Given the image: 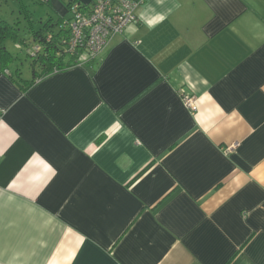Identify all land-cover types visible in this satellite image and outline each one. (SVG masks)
Returning a JSON list of instances; mask_svg holds the SVG:
<instances>
[{"label": "crops", "instance_id": "1", "mask_svg": "<svg viewBox=\"0 0 264 264\" xmlns=\"http://www.w3.org/2000/svg\"><path fill=\"white\" fill-rule=\"evenodd\" d=\"M134 1L98 65L0 68V264H264V0Z\"/></svg>", "mask_w": 264, "mask_h": 264}, {"label": "built area", "instance_id": "2", "mask_svg": "<svg viewBox=\"0 0 264 264\" xmlns=\"http://www.w3.org/2000/svg\"><path fill=\"white\" fill-rule=\"evenodd\" d=\"M139 2L134 0H94L90 5L80 6L75 2L70 7V19L64 21L67 36L62 39L67 53L75 55L78 64L89 58L103 53L110 41L123 32L124 28L138 21L136 8ZM48 35V39H50ZM40 46L32 45L31 54L39 50ZM56 71V70H53ZM183 104L195 111L197 105L193 96L180 92ZM231 147H227L230 151Z\"/></svg>", "mask_w": 264, "mask_h": 264}, {"label": "trees", "instance_id": "3", "mask_svg": "<svg viewBox=\"0 0 264 264\" xmlns=\"http://www.w3.org/2000/svg\"><path fill=\"white\" fill-rule=\"evenodd\" d=\"M48 2V0H39L37 2ZM79 3L80 6L86 5L81 3L79 0H67L68 11L73 3ZM25 13L28 10H24ZM70 13V12H69ZM24 25L22 29L19 26L21 20L18 18L10 21V19L0 16V68L3 69L10 64L14 59V54L8 49L6 42L20 41L28 46L26 55L29 56V65L33 71V79L27 83L30 86L34 83V79L40 78L52 72L53 70L60 71L67 69L71 66L78 64L75 60V55H70L66 52L62 39L67 36V27L64 25V21L70 19L71 15L67 19L62 18H49L43 24L37 26L32 21L31 16L28 12L24 14ZM21 31H23L21 33ZM50 35V39H48ZM39 45L40 48L34 54H31L30 47L32 45ZM103 55V53H102ZM102 55L97 57L89 58L82 64H89L90 66H96L101 61ZM148 168V165L143 168L136 176L141 174ZM135 176V177H136ZM229 262V261H228ZM227 262V263H228ZM226 263V264H227Z\"/></svg>", "mask_w": 264, "mask_h": 264}, {"label": "rangeland", "instance_id": "4", "mask_svg": "<svg viewBox=\"0 0 264 264\" xmlns=\"http://www.w3.org/2000/svg\"><path fill=\"white\" fill-rule=\"evenodd\" d=\"M11 0H9L10 2ZM27 4V9L29 10L30 13H33L34 14V17H35V23L37 22V18L39 16V14H45V12L47 11H51L52 9H50V7H48L47 5H43L41 4L40 2H37V0H24ZM11 6H14V5H10L9 6H5L4 7V14H6L7 18H11V17H8L10 16L11 14ZM8 7H10L8 9ZM7 12V13H6ZM3 14V13H2ZM28 15V12L25 13ZM18 16V14H16ZM20 17L19 19L21 21L24 22V17L25 15H22L21 16H18ZM16 19V17L14 18ZM14 19H10V21H13ZM23 26H21V29H22ZM23 31H21L22 33ZM6 45L7 47L9 48V50L11 52H14V54H16L17 58H18V65L21 66L22 68V74L24 76H26V78H29L30 77V74H29V62H30V58L29 56L26 55V51L24 49L22 50H16L14 47H13V44L10 43V41H7L6 42Z\"/></svg>", "mask_w": 264, "mask_h": 264}]
</instances>
